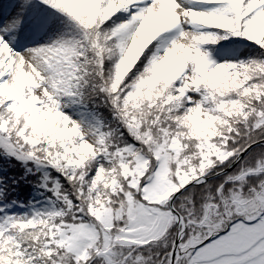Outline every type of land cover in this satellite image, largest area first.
<instances>
[{"label": "snow or ice", "instance_id": "snow-or-ice-1", "mask_svg": "<svg viewBox=\"0 0 264 264\" xmlns=\"http://www.w3.org/2000/svg\"><path fill=\"white\" fill-rule=\"evenodd\" d=\"M0 264H264V0H0Z\"/></svg>", "mask_w": 264, "mask_h": 264}, {"label": "rangeland", "instance_id": "rangeland-1", "mask_svg": "<svg viewBox=\"0 0 264 264\" xmlns=\"http://www.w3.org/2000/svg\"><path fill=\"white\" fill-rule=\"evenodd\" d=\"M0 163H2V162L0 161Z\"/></svg>", "mask_w": 264, "mask_h": 264}, {"label": "trees", "instance_id": "trees-1", "mask_svg": "<svg viewBox=\"0 0 264 264\" xmlns=\"http://www.w3.org/2000/svg\"><path fill=\"white\" fill-rule=\"evenodd\" d=\"M3 163V161H1Z\"/></svg>", "mask_w": 264, "mask_h": 264}]
</instances>
